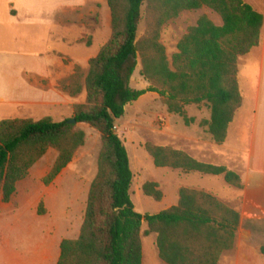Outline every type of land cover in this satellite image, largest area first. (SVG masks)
<instances>
[{
    "label": "trees",
    "instance_id": "trees-1",
    "mask_svg": "<svg viewBox=\"0 0 264 264\" xmlns=\"http://www.w3.org/2000/svg\"><path fill=\"white\" fill-rule=\"evenodd\" d=\"M108 5L112 35L91 58L87 76L77 65L74 74L60 82L71 97L86 89V103L74 105L73 117L100 132L103 148L80 236L62 240L57 264H143L144 222L149 228L145 235L157 234L164 263L219 264L223 254L235 246L239 212L210 192L182 187L177 205L157 214L139 213L131 199L133 172L128 150L115 124L129 103L157 92L169 112L182 115L187 123L192 119L187 118L185 106L206 104L211 117L201 125L215 143L223 144L242 104L238 60L260 44L264 15L244 0H108ZM203 8L216 12L223 24H215L208 15L199 17L178 42L170 64L160 42L163 25L184 11ZM144 16L147 32L139 38ZM139 57L141 74L151 85L138 90L130 87V80ZM69 121L44 117L0 122L2 202H11L17 184L49 149H55L58 156L46 184L72 163L85 144L86 133ZM145 149L159 168L221 175L228 184L242 188L241 176L225 165L203 162L167 146L146 143ZM143 192L157 201L164 197L157 182H146ZM261 249L264 253V246Z\"/></svg>",
    "mask_w": 264,
    "mask_h": 264
},
{
    "label": "rangeland",
    "instance_id": "rangeland-1",
    "mask_svg": "<svg viewBox=\"0 0 264 264\" xmlns=\"http://www.w3.org/2000/svg\"><path fill=\"white\" fill-rule=\"evenodd\" d=\"M41 1L46 6L51 0ZM8 6V0H0V52L9 54L7 56H13V53L44 51L45 46L49 44L51 49L73 58L86 54L95 56L112 35L109 8V22L103 8L99 7L90 21L94 22L95 18L96 25H92L90 31L81 34V44L74 42L72 45L68 40L59 41L57 35L52 37L44 27L17 26L9 17ZM202 15H208L217 22L220 20L222 25L219 15L207 8L184 11L178 18L163 25L160 42L166 49L170 64L178 51V42L190 27L196 25ZM146 32L147 20L144 16L139 27V38L145 36ZM33 33H38V40L32 38ZM76 36L78 34L73 32L65 33V37L71 41ZM64 61L67 65L74 64L73 59L68 56ZM142 67V60L139 57L136 71L130 80V87L133 89H145L151 85V82L141 74ZM88 68L90 69V65L86 69L83 68L85 76L89 72H87ZM6 70L8 69L0 63V89L6 82L11 81L3 79ZM70 97L69 99H73V102L59 108L38 109L33 116L52 117L56 121L71 120L74 115V105L86 103V89L79 96ZM185 111L187 118L192 119L188 123L182 115L169 112L162 95L157 92H148L137 101L129 103L126 106L125 115L116 120L115 131L128 150L133 172L131 199L135 209L141 214H157L177 205L182 187L190 188L191 186L194 190L209 189L220 197L226 194V190L230 187L222 176L199 172H192L190 176V173H185L181 169L157 167L145 149L146 143L183 150L200 161L225 165L231 170H237L241 166L237 156L226 154V157H222L215 155L211 149L202 150L206 145L208 147L214 145V140L207 128L201 125L202 121L209 120L211 117V110L206 104L187 105ZM12 114L11 108L0 104V120L8 119L7 116ZM75 125L85 131L86 141L76 152L72 163L62 171L58 180L49 184L45 183V178L52 170L58 156V152L51 148L33 166L28 179L18 184L19 189L17 188L11 202L4 203L0 199V264H55L57 246L52 240L56 236L61 237V234L64 239H77L80 236L91 183L99 171L103 140L100 132L90 125L85 123ZM201 138L206 141L204 146ZM148 181L159 184L164 193L161 201L144 194L143 185ZM48 190L54 192L50 194L46 192ZM45 197L48 202L45 201ZM246 227L254 229L256 226L246 225ZM148 229V224L144 222L142 226L143 264H166L158 254L157 234L145 235ZM258 231L264 236V224L258 226ZM257 243L264 246V239L258 240ZM233 263L234 256L231 250L224 256L221 264Z\"/></svg>",
    "mask_w": 264,
    "mask_h": 264
},
{
    "label": "crops",
    "instance_id": "crops-1",
    "mask_svg": "<svg viewBox=\"0 0 264 264\" xmlns=\"http://www.w3.org/2000/svg\"><path fill=\"white\" fill-rule=\"evenodd\" d=\"M244 1L264 15V0ZM8 4L9 17L17 26L44 27L52 37L57 35L59 41L68 40L72 45L74 42L81 44V34L96 25L95 18L94 22L90 21L99 7L103 8L109 22L108 0H51L46 6L41 0H8ZM211 20L221 25L220 20ZM66 32H73L78 36L71 41L65 37ZM37 36L38 33H33L32 38L37 39ZM13 54L7 56L9 54L0 52V57L7 56L0 58V63L8 69L4 72L3 79L11 80L0 89V104L13 110V114L7 116L8 119L33 120L44 118L33 116L38 109L59 108L73 102L60 88V82L73 74L76 65L84 69L89 67L91 58L96 56L86 54L73 58L51 49V44L46 45L44 51ZM67 56L73 59V65L65 63ZM238 84L242 104L229 125L226 141L223 144L214 142V145H206L202 150L211 149L215 155L222 157H226V154L237 156L241 166L234 171L241 176L242 188L226 182L230 187L223 198L209 189L203 190L216 195L240 214V225L232 250L233 264H264L262 246L257 243L264 239L258 231V226L264 224V25L260 44L238 60ZM201 143L204 146L206 141L201 138ZM191 174L193 173L189 175ZM46 192L51 194L54 191ZM45 201L48 202L46 197ZM247 224L256 227L248 228ZM62 240V234L52 240L57 246L55 264L60 257ZM227 254L228 252L223 254L219 264Z\"/></svg>",
    "mask_w": 264,
    "mask_h": 264
},
{
    "label": "water",
    "instance_id": "water-1",
    "mask_svg": "<svg viewBox=\"0 0 264 264\" xmlns=\"http://www.w3.org/2000/svg\"><path fill=\"white\" fill-rule=\"evenodd\" d=\"M69 123H71V124H77L78 122H77V120L73 117V118L69 121Z\"/></svg>",
    "mask_w": 264,
    "mask_h": 264
}]
</instances>
